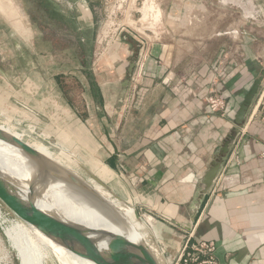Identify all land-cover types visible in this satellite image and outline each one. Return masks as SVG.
I'll use <instances>...</instances> for the list:
<instances>
[{
	"label": "crops",
	"instance_id": "0c3cea01",
	"mask_svg": "<svg viewBox=\"0 0 264 264\" xmlns=\"http://www.w3.org/2000/svg\"><path fill=\"white\" fill-rule=\"evenodd\" d=\"M189 1L195 10L200 8ZM3 3L6 13L14 11L9 0ZM203 7L193 15L198 20L202 14L199 27L188 30L187 24H179L187 29L183 38L161 36L150 42L136 89L130 78L124 87L121 75L129 49H140L138 30L130 31V40L119 32L117 50L103 58L108 64L99 61L91 77L84 57L75 53L74 64L59 54L69 45L38 53L33 40L42 34L20 36L11 25L12 36L19 35L46 63L38 61L33 79L8 56L6 47L0 48V111L20 125L37 128L46 117L85 138L95 149L87 160L91 172L144 211L166 253L175 254L184 238L213 241L218 264H264V119L257 108L263 92L245 122L239 127L235 123L240 104L264 67V30L241 21L228 7H212L205 16ZM133 11L126 10L125 16H135ZM78 19L74 30L82 33ZM84 40L82 35L83 54ZM213 90L225 99V109L211 110L208 97ZM230 134H235L231 150L192 223V199Z\"/></svg>",
	"mask_w": 264,
	"mask_h": 264
},
{
	"label": "rangeland",
	"instance_id": "374dc122",
	"mask_svg": "<svg viewBox=\"0 0 264 264\" xmlns=\"http://www.w3.org/2000/svg\"><path fill=\"white\" fill-rule=\"evenodd\" d=\"M160 1L162 0H100L99 2H91L88 0L93 13L92 17H80V9L73 7V15L77 23H79L78 21L80 20L78 18H80L81 24L83 25L82 33H77V31L74 30L76 22H71L68 19V12L65 13L66 8L63 6L59 7L49 0H9L14 11L6 13L2 9H6L8 6L3 3V0H0V48L6 47L8 56L14 57L17 64L20 65V69L24 71L26 75H30V77L34 79L36 77L35 73L38 71V61L42 63L43 56L38 55V57H35L33 54L34 49L30 50V48L25 46L20 36L30 37L31 34L33 37L37 33H41L42 35L40 34L41 36L39 38L36 39L35 37L33 40L36 46L38 42V49L35 50L36 52H51L52 49H58L59 44L63 43V45H69L65 53L59 52V54L62 57L68 55L72 60L71 62H75L74 64H76L73 56L75 53L78 54V57L79 55L80 57H84L86 61H84L83 65L85 69L88 70V76L93 77V68L98 66L99 61L117 50L116 45L118 44L117 37L119 32L122 31V36H127L126 40L132 38L130 33L131 30H138V32L141 31L150 37V39L154 31L158 36H162L163 39L169 40L170 36H172L174 41V39L183 38L181 34L185 33L187 30L185 28H180L179 24H187L188 30L195 29L202 24L204 20L202 14L198 15L197 21L192 19L193 15H196V10L197 12L201 11V5L204 6L203 8L207 11V13L203 11L205 13L203 14L204 16L208 14L212 7H214V10L222 7V5L214 0H195L193 3L200 6V8H196V10L190 3L186 2V0H163L164 3ZM121 3L122 7H120ZM259 3L264 7V0H259ZM132 9H134L133 14L135 16L126 17V10H130L131 12ZM164 9H167L171 14H167ZM230 9L233 14H237V16L242 19L241 21L245 22L238 10L234 8ZM3 16L7 17L6 19L9 23L7 25V28H9L8 30L4 28L5 23ZM11 25L18 30L20 36L16 34L12 36L13 28ZM262 28L264 30V27ZM82 35L86 37L83 44L85 54H83L82 47L80 48L79 43ZM55 38H58V41L54 40ZM173 41L172 43L174 44ZM132 42L136 43L135 41ZM182 42L183 41L180 40L179 44H182ZM121 45L124 46L126 44ZM133 45L132 43V46ZM173 46L174 45H172V48ZM34 47L33 45L32 48ZM136 55L137 50L130 48L129 56L125 58L126 65L125 71L121 75L123 78L122 80L130 78L126 66H129ZM45 63L46 61H43L42 64L45 65ZM263 69L264 67L261 71ZM261 71L258 76L261 74ZM72 89L75 91L76 88L73 87ZM262 92H264V85L261 86L259 93L256 95L257 98ZM255 101L256 100L253 102L255 103ZM1 113L0 111V122L4 123L6 126L9 125V127H16V130L27 143L32 144L39 141L47 145L52 151L58 153L61 158L80 166L78 168L79 171L83 175L88 176L87 172L91 170L89 169L87 160L93 155L95 149L88 146V143L86 145L85 138L79 137L76 133H71L64 128L65 126L63 125L51 123L46 117L42 120L44 123L40 125L41 127L37 128L28 123L26 126L20 125L15 122V120L5 117L2 115L3 113ZM261 115H263V112ZM138 214L148 223L145 222L149 225L150 231L161 249L162 243L158 240V234L155 232L150 221L145 218L144 211H138ZM17 221L18 217L0 197V264H20L17 253L5 234L6 229ZM162 253L167 264H169V262L171 264L170 256L173 254L166 253L163 250ZM45 264L59 263L57 258L52 257L45 261Z\"/></svg>",
	"mask_w": 264,
	"mask_h": 264
},
{
	"label": "bare ground",
	"instance_id": "6f19581e",
	"mask_svg": "<svg viewBox=\"0 0 264 264\" xmlns=\"http://www.w3.org/2000/svg\"><path fill=\"white\" fill-rule=\"evenodd\" d=\"M100 63L108 64L106 59ZM0 128L25 141L16 127L0 122ZM30 145L53 164L37 171L35 160L8 138L0 136V180L10 184L24 199L33 201L71 237L101 242L105 249L110 237L102 232L122 233L141 242L158 264H167L149 226L138 216L130 200L83 175L78 169L80 166L61 158L47 145L39 141ZM60 166L82 182L73 180ZM3 200L18 217L5 234L20 264H45L52 257L57 258L59 264H121L113 259V250L93 253L86 246L65 244L42 228V224L35 221L37 218L32 219L20 208ZM86 230H90L92 236H83ZM126 264L134 263L127 261Z\"/></svg>",
	"mask_w": 264,
	"mask_h": 264
},
{
	"label": "water",
	"instance_id": "95a60500",
	"mask_svg": "<svg viewBox=\"0 0 264 264\" xmlns=\"http://www.w3.org/2000/svg\"><path fill=\"white\" fill-rule=\"evenodd\" d=\"M61 1V0H60ZM222 6L234 8L238 10L242 16V18L249 22L252 25L264 27V7L259 3V0H214ZM68 4L73 8L77 7L80 9V17H92L93 13L91 11L88 0H67ZM136 64V58L134 57L128 66V75L131 76L134 67ZM264 81V69L261 71V74L256 77L251 85L250 89L246 93L240 107L235 115V123L239 127L241 126L246 118L248 111L260 91V88ZM129 78L125 79L123 82L124 87L128 85ZM0 136L8 138L10 141L15 143L24 153L30 156L37 163V171H40L42 167L47 164H53L52 161L42 156L38 150L32 147L27 142L17 138L7 130L0 128ZM235 140V134H230L224 143L220 146L219 151L217 152L215 158L212 160L210 166L205 171L204 176L201 179L200 187L196 191L192 202L190 204V209L193 211L191 215V222L194 223L196 216L199 210L202 207V204L216 181L224 161L228 156L231 145ZM62 171L64 170L66 173L70 175L73 180L82 182L78 177L71 174L64 167H59ZM79 168V167H78ZM88 176L94 179L96 182L101 185L108 187L106 182L102 181L91 171L87 172ZM0 197L5 199L7 202L12 205L20 208L27 215H29L32 219L37 218L35 221L39 224H42V228L46 229L49 234L53 237L60 238L63 240L65 244H68L72 247L76 246H86L90 252H99L102 250H113V259L121 264H126L127 261L134 264H158L155 259L152 257L148 249L136 239L126 236L122 233L104 231L103 234L110 237L109 245L107 248H103L101 242H97L94 240H77L71 237L67 232L60 226L57 222H55L50 216H48L42 209H40L33 201L26 200L21 197L18 193L13 190V187L6 183L3 180H0ZM138 214V211L136 209ZM139 216V214H138ZM140 217V216H139ZM85 237H90L91 231L86 230L82 234ZM90 239V238H88Z\"/></svg>",
	"mask_w": 264,
	"mask_h": 264
},
{
	"label": "built area",
	"instance_id": "2783aa9c",
	"mask_svg": "<svg viewBox=\"0 0 264 264\" xmlns=\"http://www.w3.org/2000/svg\"><path fill=\"white\" fill-rule=\"evenodd\" d=\"M195 18L194 20H197ZM136 33H137L136 35L137 39L140 42V49L135 57L136 64L130 76V81L134 86V89H136L137 86L140 84L145 62L149 55L148 48L150 42H152V40L155 41L161 38V36H158L157 33H155L154 31L152 35L153 39L152 38L150 39V37H148L146 34L142 33L141 31ZM208 102L211 110L213 111L223 110L225 109L226 106L225 99L221 95L217 94L215 90H213L212 94L208 97ZM257 108L262 110L263 112L262 116L264 119V92L259 98ZM214 249H215V244L213 241L210 242L202 241L200 243H191L189 239L184 238V240L182 239L179 246L177 247L175 254L170 256L171 264H218L212 255Z\"/></svg>",
	"mask_w": 264,
	"mask_h": 264
},
{
	"label": "flooded vegetation",
	"instance_id": "af4514ba",
	"mask_svg": "<svg viewBox=\"0 0 264 264\" xmlns=\"http://www.w3.org/2000/svg\"><path fill=\"white\" fill-rule=\"evenodd\" d=\"M49 1H51V2H53V3H55V4H57V6H59V7H64V8H66V11H65V13H67L68 14V19L71 21V22H74V21H76V18H75V16L73 15L74 14V8H72L69 4H68V2H67V0H49Z\"/></svg>",
	"mask_w": 264,
	"mask_h": 264
}]
</instances>
